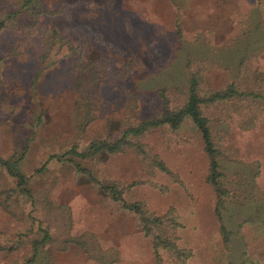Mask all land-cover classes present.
Listing matches in <instances>:
<instances>
[{
  "label": "rangeland",
  "instance_id": "obj_1",
  "mask_svg": "<svg viewBox=\"0 0 264 264\" xmlns=\"http://www.w3.org/2000/svg\"><path fill=\"white\" fill-rule=\"evenodd\" d=\"M38 2L40 16L21 14L15 29L0 33V160L20 158L25 180L18 186L0 164V264H155L137 217L69 159L99 184L117 185L124 203L157 216L171 210L182 226L177 245L192 253L186 264H264V0ZM33 27L55 30L69 45L45 52L41 33L23 40ZM190 74L204 96L231 84L263 96L202 108L225 186L256 199L223 214L228 249L190 120L129 137L120 154L66 155L120 139L152 114L156 91L181 106ZM251 206L259 218L250 220ZM44 232L50 241L33 260L32 243Z\"/></svg>",
  "mask_w": 264,
  "mask_h": 264
},
{
  "label": "trees",
  "instance_id": "obj_2",
  "mask_svg": "<svg viewBox=\"0 0 264 264\" xmlns=\"http://www.w3.org/2000/svg\"><path fill=\"white\" fill-rule=\"evenodd\" d=\"M38 0H0V33L5 29H15L18 23L19 15L24 14L29 19H36L42 14ZM34 26V25H31ZM41 33L44 40L45 52L50 51L54 47H63L69 43L61 39L55 30H40L39 28H28L23 31V40L31 33ZM24 40V41H25ZM43 57V56H40ZM243 64V63H242ZM242 64H239L238 71ZM187 100L184 104L178 107H171L170 99L165 90L156 91L154 94V102L152 105V114L139 122L134 127H129L124 131L122 137L114 142L94 141L83 152H77L72 149L66 155L80 160H92L99 154L115 155L120 154L124 149L130 145L129 137H140L148 131L157 129L162 126H168L171 129H177L185 120H190L204 144V151L209 160V171L207 175V183L213 189L216 198L214 207L215 216L221 225L219 227L222 235V242L225 249H228L230 243L231 232L223 224V214L227 211L229 206L243 208L250 202H256L254 196L249 192L244 196V192L237 194V190H231L225 186V179L227 176L223 171L218 159L222 153L215 145L208 119L205 117L203 107L205 109L212 105L228 103L234 100H258L263 96L256 92H246L240 89L235 84L226 87L225 90L210 92L209 95L204 96L198 88V79L196 74H190L187 80ZM21 155V154H20ZM20 157V156H19ZM64 157V156H62ZM53 158H51L52 160ZM156 160V158H154ZM20 158L10 161L0 160V164L6 168L8 174L17 180L18 186L24 184V176L19 172L17 164ZM77 173H81L88 177L90 181L99 186L100 190L108 195L112 201L121 203L123 210L134 214L137 217L138 224L144 235L151 240L152 249L155 256V264L162 263L160 252L163 251L168 254L169 259L173 264H186L192 257V253L188 249L179 248L177 245L178 236L177 231L182 226L177 222L176 217L172 211H168L162 216L149 213L142 203L126 204L122 201V190L115 184L103 186L99 184L95 178L85 168L77 164L73 159L67 160ZM157 161V160H156ZM156 166L160 171L168 173L167 168L160 162H156ZM239 186L238 184H235ZM243 185V183H241ZM248 190L245 191V193ZM255 205V204H254ZM252 207V206H251ZM257 207V206H256ZM253 213L250 220L259 218L260 207L253 206ZM264 228V218L260 220ZM50 241V237L46 232L43 233L41 240H35L32 243L33 260L36 259L40 248L45 247ZM32 261V260H31Z\"/></svg>",
  "mask_w": 264,
  "mask_h": 264
}]
</instances>
